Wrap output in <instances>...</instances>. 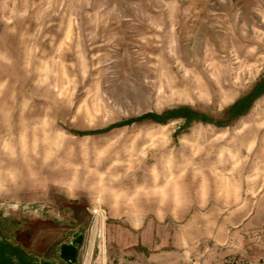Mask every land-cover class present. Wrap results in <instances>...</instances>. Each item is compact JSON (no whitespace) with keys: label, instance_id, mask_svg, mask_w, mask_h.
<instances>
[{"label":"rangeland","instance_id":"374dc122","mask_svg":"<svg viewBox=\"0 0 264 264\" xmlns=\"http://www.w3.org/2000/svg\"><path fill=\"white\" fill-rule=\"evenodd\" d=\"M76 227L80 264H264V0H0V243Z\"/></svg>","mask_w":264,"mask_h":264},{"label":"water","instance_id":"95a60500","mask_svg":"<svg viewBox=\"0 0 264 264\" xmlns=\"http://www.w3.org/2000/svg\"><path fill=\"white\" fill-rule=\"evenodd\" d=\"M82 240L83 231L77 227L69 233L65 242L57 246L56 254L51 260L33 258L16 245L3 241L0 243V258L6 259L5 263L8 264H80L78 260V249L82 244Z\"/></svg>","mask_w":264,"mask_h":264},{"label":"bare ground","instance_id":"6f19581e","mask_svg":"<svg viewBox=\"0 0 264 264\" xmlns=\"http://www.w3.org/2000/svg\"><path fill=\"white\" fill-rule=\"evenodd\" d=\"M79 228H81V227H79ZM81 229H82V228H81ZM93 230H94V223H93V225H92V228H90V231H89V232H90V233H89V236H90V234H91V237H92ZM82 231H83V229H82ZM83 233H84V231H83ZM91 237H89V238H90V241H88V243H89V246H88L87 242L84 240V234H83L82 244L80 245V247H79V249H78V259H79L80 252H81L82 249L84 248V244H85V246L87 245V248H86V249H88V250L86 251V256H88L87 254H88V251H89V248H90V244H91ZM85 258H87V257H85ZM82 260H85V259H82ZM81 264H82V261H81Z\"/></svg>","mask_w":264,"mask_h":264},{"label":"trees","instance_id":"16d2710c","mask_svg":"<svg viewBox=\"0 0 264 264\" xmlns=\"http://www.w3.org/2000/svg\"><path fill=\"white\" fill-rule=\"evenodd\" d=\"M154 119H157V117H154ZM200 119H202L203 121H205L206 119L205 118H203V117H201ZM158 120V119H157ZM164 120V119H163ZM162 119L161 120H159L160 122H162L163 121ZM207 121V120H206Z\"/></svg>","mask_w":264,"mask_h":264},{"label":"crops","instance_id":"0c3cea01","mask_svg":"<svg viewBox=\"0 0 264 264\" xmlns=\"http://www.w3.org/2000/svg\"><path fill=\"white\" fill-rule=\"evenodd\" d=\"M77 228V227H76ZM51 260V259H50ZM79 260V259H78Z\"/></svg>","mask_w":264,"mask_h":264}]
</instances>
